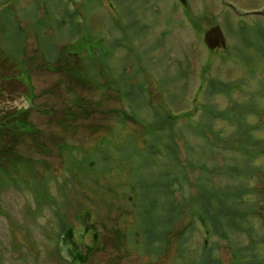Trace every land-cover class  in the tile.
<instances>
[{
    "label": "rangeland",
    "instance_id": "374dc122",
    "mask_svg": "<svg viewBox=\"0 0 264 264\" xmlns=\"http://www.w3.org/2000/svg\"><path fill=\"white\" fill-rule=\"evenodd\" d=\"M188 9L0 0V59L16 65L2 66L0 113L27 109L34 128L18 142L33 169L0 190V264H264L221 210L257 211L264 187L252 149L264 144V0ZM215 23L227 47L213 52L203 37ZM196 102L214 111L199 122L213 134L193 121ZM242 132L259 133L245 143ZM213 222L231 238L208 235ZM246 223L262 232L257 218Z\"/></svg>",
    "mask_w": 264,
    "mask_h": 264
},
{
    "label": "trees",
    "instance_id": "16d2710c",
    "mask_svg": "<svg viewBox=\"0 0 264 264\" xmlns=\"http://www.w3.org/2000/svg\"><path fill=\"white\" fill-rule=\"evenodd\" d=\"M12 65H15V63L11 62L10 58L2 55V58L0 59V84L2 81V77H4L6 74V67ZM1 91L2 88L0 85V92ZM27 115L28 110L24 109L11 113L9 115L0 113V190L6 189L8 187V184L17 185L19 182L18 178H21L23 181L25 179V176L23 175L22 170L33 169V162L31 161V159L24 157V155L18 150V142L21 141L20 139L22 138V136L25 133H32L34 129L30 124ZM36 185L38 184L36 183ZM36 194L37 195L35 196L37 200L39 199L40 201V194L38 192H36ZM219 204L220 207H222V202H219ZM221 210L227 213L225 219L227 221H225L224 219L223 221L229 228L234 229L235 226L239 225L237 220H242L243 216L241 214L237 213L235 209H230V207L226 209L222 207ZM213 225V232L210 233L207 231L209 235H212L213 233H216L217 235H225V233H229V229L227 231L221 232L218 229L217 224L215 225L213 222ZM72 231L73 230L69 228L64 231V235L66 234L68 237H72ZM251 240L252 243L256 241L255 238ZM214 247H216V245H214ZM58 249H60V246L58 247ZM76 257L77 256H74L75 259ZM81 258L83 257L81 256Z\"/></svg>",
    "mask_w": 264,
    "mask_h": 264
},
{
    "label": "flooded vegetation",
    "instance_id": "af4514ba",
    "mask_svg": "<svg viewBox=\"0 0 264 264\" xmlns=\"http://www.w3.org/2000/svg\"><path fill=\"white\" fill-rule=\"evenodd\" d=\"M234 86H236V85H234ZM218 91L220 92V91H222V89H220L218 87ZM195 100H196V98H195ZM196 101H198V100H196ZM194 110H195L194 115L196 116L195 122H198V124H197L198 125V130L200 132H204L206 130V131L210 132V134L211 133L213 134L214 133L213 125H212V122L210 123V120H209L208 123H204V124H199V122L202 119V116L203 115H207L208 116V119L211 118L212 115H215L214 111H212V109L209 106L202 107V106L198 105V102H196V105H195ZM226 110H227V108H226ZM226 110H224L222 112L223 115H224V117H225V120H227L226 116L228 114V111H227V113L225 112ZM223 115L220 116V117L223 118ZM258 133L259 132H256L255 134H253V132H242L241 137H242L243 140H245V143H246V141H251L256 136H258L257 135ZM223 139H225V137ZM228 141L229 140H227L226 144L227 143H230L232 140L230 142H228ZM208 142H209L210 145L212 144V140L209 139ZM254 146H257V148H256L257 150H255ZM249 148L250 147H248L246 145V149L244 151L252 154V157L249 159L250 161H254V159L257 157L256 156L257 153H261V154L264 155V144L263 145L261 144V146H259L258 140H256L254 142V145L252 147V149L254 151H256L257 153L256 152H253V151H249ZM259 181H261V182L264 181V179L262 178V173H261V177H259ZM244 192L246 194H249V191H244ZM253 206H257L258 207L257 208V211L256 210H253V212H252V211H250L251 209H242V211H243V213L245 215L242 214V213H240V214H242L245 218L246 217L247 218L255 217V218H257V220H259L260 225L262 227V232L260 234H255L254 232H251L254 235L253 238L256 239V241L254 243H252V245H251L252 247L251 248H261V249H264V187L263 186L259 190L257 203L256 204H253ZM89 227L92 228L91 231L93 232V239H92V241L94 242L95 241L94 239H96L95 242L98 243L100 241V239H99V234L95 232V231H97V229H95V227H93L92 224ZM242 232H247V234L249 235V238L251 239V236H250V232L249 231L242 229ZM225 236L227 237L228 236V233H225Z\"/></svg>",
    "mask_w": 264,
    "mask_h": 264
},
{
    "label": "water",
    "instance_id": "95a60500",
    "mask_svg": "<svg viewBox=\"0 0 264 264\" xmlns=\"http://www.w3.org/2000/svg\"><path fill=\"white\" fill-rule=\"evenodd\" d=\"M183 4H187L186 0H181ZM205 43L209 49L213 50L217 47H226V38L219 25L205 32Z\"/></svg>",
    "mask_w": 264,
    "mask_h": 264
}]
</instances>
